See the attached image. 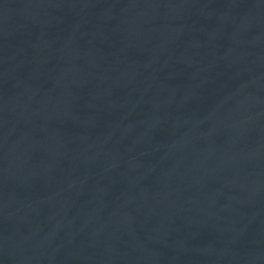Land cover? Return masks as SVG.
<instances>
[{
	"label": "water",
	"instance_id": "obj_1",
	"mask_svg": "<svg viewBox=\"0 0 264 264\" xmlns=\"http://www.w3.org/2000/svg\"><path fill=\"white\" fill-rule=\"evenodd\" d=\"M149 264H264V191L201 227Z\"/></svg>",
	"mask_w": 264,
	"mask_h": 264
}]
</instances>
